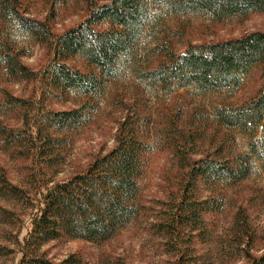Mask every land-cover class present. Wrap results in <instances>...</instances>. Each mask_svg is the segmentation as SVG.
<instances>
[{"label":"trees","instance_id":"16d2710c","mask_svg":"<svg viewBox=\"0 0 264 264\" xmlns=\"http://www.w3.org/2000/svg\"><path fill=\"white\" fill-rule=\"evenodd\" d=\"M77 1L87 5V18L56 35L48 21L27 16L20 0H0V30H7L0 38V72L7 81L38 82L43 98L85 99L72 110L40 109L43 113L35 120L37 136L32 142H41L42 147L53 146L56 135L87 127L108 85L122 78L130 77L169 97L183 89H194L200 96L238 91L259 70L264 78V32L216 44L190 45L182 54H177L168 43L147 48L162 11L224 22L264 13V0H112L102 4L96 0ZM34 45L46 46L51 54L49 64L39 73L20 61L26 49ZM154 55L159 56L157 65L139 64L143 63L142 57L149 59ZM77 57L93 70L82 73L67 66V61ZM7 103L14 108L28 104L9 96ZM219 118L227 128H238L252 136L249 151L237 152L240 149L232 138L216 151L217 158L193 161L189 159L190 154L196 153L191 148L193 139L175 147L173 144V157L186 177L184 195L177 207L179 215L167 220V227L163 228L173 231L174 236L176 228L182 225L190 226L191 232H202L205 215L220 212L224 207L221 191L247 181L254 174L255 158L264 156V79L254 99L229 112H219ZM150 126V117H142L133 110L120 125L112 151L95 159L83 173L46 188L38 196L33 197L6 179L0 182L1 196L6 201L26 209L35 208L36 204L31 228L18 245L23 255L18 264H82L75 257L54 263L39 251L63 238L103 245L142 216L145 207L140 200L141 180L155 150V145L148 142ZM259 129L263 135L256 139ZM23 134L17 132L9 139L6 136L5 142H21ZM179 134L183 136L182 132ZM199 185H205L215 197L198 199ZM180 253L182 264L185 254ZM246 259L247 264H264V252L259 257L247 252Z\"/></svg>","mask_w":264,"mask_h":264},{"label":"rangeland","instance_id":"374dc122","mask_svg":"<svg viewBox=\"0 0 264 264\" xmlns=\"http://www.w3.org/2000/svg\"><path fill=\"white\" fill-rule=\"evenodd\" d=\"M96 1L102 4L112 0ZM20 2L27 16L48 21L56 35L78 26L88 16L87 5L77 0ZM160 15L148 39V49L168 43L177 54H182L190 45L216 44L264 32V13L224 22L201 16L180 17L165 11ZM6 31L1 28L0 38ZM158 58L144 56L143 63L139 64L153 67ZM50 60L48 48L40 45L27 48L20 56L21 63L36 73L43 71ZM66 64L82 73L93 70L78 57ZM263 79L259 70L238 91L200 96L194 89H183L169 97L130 77L122 78L108 85L87 127L56 135L53 146L42 147L41 142H32L37 136L35 120L42 112L40 109L43 112L72 110L85 99L43 98L40 83L9 82L0 72V182L6 179L33 197L83 173L95 159L112 151L120 125L133 110L151 118L147 137L155 150L149 156V165L141 180L140 200L145 207L142 216L103 245L63 238L44 245L40 255L54 263L75 257L82 264H181L180 252L185 254L182 264H247V252L259 257L264 252V156L261 155L255 158V172L247 181L221 191L224 207L220 212L205 215L202 232H191L190 226L182 225L176 228L174 236L173 231L163 228L167 227V220L179 215L177 207L186 184L185 172L179 169L171 151L173 144L175 147L177 143L193 139L190 147L196 153L189 155L193 161L217 158L216 151L232 138L240 149L237 152L249 151L252 136L221 124L219 112H229L250 102L257 96ZM7 96L28 104L14 108L7 103ZM9 130L15 133L10 134ZM259 130L256 139L263 135ZM17 132L24 133L23 141L9 140L12 145L5 142ZM1 195L0 192V264H18L23 257L18 245L31 228L36 204L35 208L26 209ZM197 195L200 200L215 197L205 185H199Z\"/></svg>","mask_w":264,"mask_h":264}]
</instances>
